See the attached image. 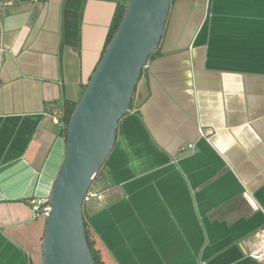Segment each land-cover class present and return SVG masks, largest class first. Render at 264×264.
I'll use <instances>...</instances> for the list:
<instances>
[{"label":"crops","instance_id":"obj_1","mask_svg":"<svg viewBox=\"0 0 264 264\" xmlns=\"http://www.w3.org/2000/svg\"><path fill=\"white\" fill-rule=\"evenodd\" d=\"M129 0H0V264H41L76 104ZM191 146V148H189ZM84 220L101 264H264V0H172Z\"/></svg>","mask_w":264,"mask_h":264},{"label":"water","instance_id":"obj_2","mask_svg":"<svg viewBox=\"0 0 264 264\" xmlns=\"http://www.w3.org/2000/svg\"><path fill=\"white\" fill-rule=\"evenodd\" d=\"M172 0H129L66 129L64 156L48 197L41 264H95L84 197L116 141L142 70L161 42Z\"/></svg>","mask_w":264,"mask_h":264},{"label":"built area","instance_id":"obj_3","mask_svg":"<svg viewBox=\"0 0 264 264\" xmlns=\"http://www.w3.org/2000/svg\"><path fill=\"white\" fill-rule=\"evenodd\" d=\"M61 117H62V111L57 110L55 112L53 121L56 125H62L61 124ZM191 148V146H189ZM94 198H99L98 194L91 192V190L85 195L83 203L84 205L87 204L89 201H91ZM31 209L36 216H42L47 217L50 212V205L48 202V198L46 199H32L30 201ZM241 245L245 248L246 254L260 262L264 263V228L258 229L254 233H252L249 237L246 239H243L241 241Z\"/></svg>","mask_w":264,"mask_h":264},{"label":"trees","instance_id":"obj_4","mask_svg":"<svg viewBox=\"0 0 264 264\" xmlns=\"http://www.w3.org/2000/svg\"><path fill=\"white\" fill-rule=\"evenodd\" d=\"M172 2V1H171ZM124 8H119L116 10V13H115V16H114V19H113V22H112V25H111V28H110V32L108 34V38H107V42H106V45L108 44L109 40L111 39L120 19H121V16L124 12ZM106 47V46H105ZM105 50V48H104ZM157 51V50H156ZM156 54V52L150 57V59L153 58V56ZM149 59V60H150ZM143 71V70H142ZM142 73V72H141ZM141 75V74H140ZM140 78V77H139ZM132 101V99H131ZM76 104H62L61 106H59V108L61 109L62 111V117H61V124H62V130H61V135L63 136V138H65L66 136V129H67V124H68V121H69V118H70V115L74 109ZM131 107V102H130V106H129V109ZM84 215V213H83ZM84 227H85V236H86V241H87V244H88V247L90 249V252H91V255H92V258L95 262V264H101L99 259H98V256L96 255V252L94 251L93 249V246H92V243L91 241L89 240V236H88V232H87V228H86V224H85V220H84Z\"/></svg>","mask_w":264,"mask_h":264},{"label":"rangeland","instance_id":"obj_5","mask_svg":"<svg viewBox=\"0 0 264 264\" xmlns=\"http://www.w3.org/2000/svg\"><path fill=\"white\" fill-rule=\"evenodd\" d=\"M85 207H87V205L86 206L84 205V207H83V213H84Z\"/></svg>","mask_w":264,"mask_h":264}]
</instances>
